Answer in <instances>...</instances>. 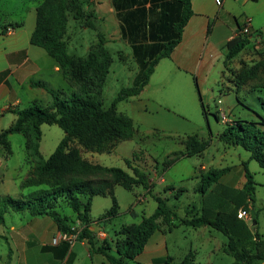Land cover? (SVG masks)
Returning <instances> with one entry per match:
<instances>
[{"label":"trees","instance_id":"trees-1","mask_svg":"<svg viewBox=\"0 0 264 264\" xmlns=\"http://www.w3.org/2000/svg\"><path fill=\"white\" fill-rule=\"evenodd\" d=\"M113 4L118 12L122 36L132 48L139 71L133 85L123 87L108 107L104 106L103 92L114 57L106 46L104 35L99 33L98 41L86 55H74L68 51L66 33L69 17L72 15L74 19L79 20L92 14V11H86L85 0H43L38 5L31 43L45 49L59 62L64 77L74 90L68 97H63L61 90L48 88L43 81L32 80V85L48 89L52 102L48 106L34 103L25 108L13 109L17 118L1 131L0 144L10 153L12 149L9 135H25L26 148L35 161V166L23 186L40 188L23 197L1 195L0 224L5 222V213L9 210L28 211L33 216L47 215L52 217L59 231L77 233V240L87 239L88 243L94 246L95 232L90 229L95 222L90 214L94 196L110 195L112 199L110 208L98 218L102 223L111 221L120 213L115 194L116 184H121L128 190L143 185L148 192L151 191L148 174L132 166L130 161L128 162L133 173L121 167L94 163L84 157L82 149L111 152L120 141L135 137L133 119L120 113L117 105L122 100L138 95L149 82L160 59L171 55L182 38L184 26L193 14L192 3L191 0H113ZM248 44L249 38L241 33L228 41L226 65L228 66ZM256 68L263 71L261 87L264 88V57L255 70ZM202 110L207 116L205 105ZM214 115L219 119L218 112ZM43 124H56L65 132V136L48 158H44L40 151ZM261 125H264V119L259 122L234 119L219 134V138L229 145L243 147L250 152V159L257 160L264 168V129ZM76 139L80 145L73 144ZM211 141V137L204 139L198 134L189 135L184 142L185 149L172 160L167 159L165 169L181 158L203 153L211 145ZM242 165L246 181L241 189H236L238 191L219 184V179L231 169L230 166L210 167L201 173L198 190L205 195V200L218 190L222 196L216 198V203L221 204V207L225 203L224 195L230 196L231 191L239 194V197H230V201L234 202L231 209H210L205 203L198 215L184 218L177 224L174 221L177 214L168 203V198L157 195V207L152 214L144 216L138 223L123 227L124 237L117 244L118 256L110 254L107 251L109 247L105 244L94 247V250L103 253L111 264H129L127 259L136 260L157 230L171 231L179 225L211 226L228 236L225 251L234 257L233 264H256L264 260V238L258 230L253 233L254 248L239 244L240 240L249 238V226L238 218L237 211L241 206L250 210L249 205L254 202L256 188L255 177L248 168L247 161ZM60 199H65L77 213L80 229L72 228L68 216L57 210ZM254 220L256 223L253 226H257L258 221L253 217L252 222ZM64 243L67 246L62 253L69 248V243ZM154 264L197 262L194 252L190 250L179 261L168 255L165 259H155Z\"/></svg>","mask_w":264,"mask_h":264},{"label":"rangeland","instance_id":"rangeland-1","mask_svg":"<svg viewBox=\"0 0 264 264\" xmlns=\"http://www.w3.org/2000/svg\"><path fill=\"white\" fill-rule=\"evenodd\" d=\"M0 9L4 10L0 12V23L22 19V13L19 12L20 10L17 9L12 0H1ZM14 9H17V12L10 13ZM91 20L90 15L88 18L77 20V25L82 26V28L90 26ZM92 34L93 31L89 29L87 35L91 37ZM79 35L80 32L74 35L73 41L75 43L79 42V37H81ZM108 48L112 52L114 60L104 86L105 107L111 105L123 87L133 85L136 73L139 71V66L132 56L130 45L114 43ZM68 51L76 55L85 54V51L79 46L74 49L70 45ZM257 53L259 51L254 50L252 55ZM263 57L259 59L256 57L240 58L237 60V65L233 64L232 61L230 62L227 69H224V74L220 76L219 84L214 85V91L208 90L204 95L207 117L203 114L202 108L197 107L194 110L187 101L181 102L182 95H178L176 97L179 100H170L164 109L156 111L155 117L165 119L168 121V125L155 124L153 119L143 123L135 120L139 133L132 139L120 141L113 151L101 153L82 149L84 157L94 163L121 167L133 173L128 162L130 161L132 166H135L133 164L135 162L139 167L153 166L161 171L165 169L167 159L172 160L183 151L181 150L182 143L185 141L182 140V137L192 134L196 130L195 132L203 137L212 138L211 146L203 156L188 158L175 167L165 169L166 183L163 185L157 183L153 191L148 192L143 185L128 190L121 184H116L115 194L120 205V213L111 221L102 223L98 221V218L110 208L111 196H94L90 212L93 221H95L92 226L96 227L94 246L81 240H76L73 246L68 241H62L61 246L53 245V237L58 234V231L52 217H47V215L33 216L28 211L15 212L9 210L5 213V222L0 224V233L2 234L0 236V264H111L106 256L94 250V247L105 244L109 247L107 251L110 254L118 256L117 244L124 237L123 227L130 223H138L144 216L152 214L157 207L155 199L157 195L168 197V203L177 214L174 218L177 224L184 218H192L196 214L198 215L205 203L210 209H231L234 202L230 201V197H239V194L235 192L238 191L236 190L238 188H234L235 191H231L230 196L224 195L226 197L224 199L222 197L225 203L220 207L221 204L217 205L216 203V198L222 196L218 190L213 193L217 196L211 195L208 200H205V195L198 190L201 173L210 167L226 166H231L233 172L238 173L243 168L244 161H247L248 168L254 174L256 181L254 202L249 205L251 209L249 211L252 219L253 217L256 218L258 224L253 226V222H246L249 226L247 230L249 238L240 240L239 244L254 248L253 233L255 230H258L264 238V168L260 166L257 160L249 159L250 153L246 149L241 146L234 147L226 144L218 136L234 119H243L249 122H259L264 119V88L261 87L263 71L260 68L255 70L256 65ZM252 71L256 72L253 73ZM63 86L65 89H62L61 86L58 88L62 91L63 97H68L74 88L66 84ZM69 90L71 91L68 92ZM127 103L126 99L120 101L118 109L130 114V111L127 110ZM37 104L47 106V103L43 101ZM219 106L228 114L226 123L223 122L221 116L217 119L214 115ZM217 112L219 113V110ZM186 118L194 124L188 122ZM261 126L264 129V125ZM42 131L40 151L44 158H48L65 136V132L56 124H44ZM23 139V134H17L13 138L14 154L10 158V165H16L25 160ZM73 144L80 145V142L76 139ZM221 152L223 157L220 155ZM194 161L198 166L206 165L205 169H200L198 177L195 175V169L192 166ZM15 183L12 182L13 187L10 191V195L14 197H23L28 191L37 189L34 186L23 189L17 182ZM165 184H170V186L164 188ZM57 210L62 215L68 216L72 228L77 230L81 228L77 213L67 204L65 199L58 201ZM17 229L25 230L18 231ZM104 230L107 237L106 240H101L97 237V233ZM40 232L43 233L42 237H39ZM163 232H165V238L159 249L146 250L141 260L127 259V262L138 264L140 261L141 264H153L151 261L149 262L151 258L162 256L165 259L168 255L173 256L175 261H179L190 250L194 252L197 264H233L234 262V257L225 251L229 241L228 236L211 226L179 225L171 231L162 230ZM156 235L158 237L161 234L157 231ZM64 242L69 243V248H66V252L62 253L67 246ZM256 264H264V260L256 262Z\"/></svg>","mask_w":264,"mask_h":264},{"label":"crops","instance_id":"crops-1","mask_svg":"<svg viewBox=\"0 0 264 264\" xmlns=\"http://www.w3.org/2000/svg\"><path fill=\"white\" fill-rule=\"evenodd\" d=\"M12 1L22 13V19L0 23V133L16 120L17 114L13 109L25 108L41 101L47 103L48 106L52 102V96L48 89L32 85V80L43 81L48 88L57 90L60 86L65 89L63 84L71 86L64 77L59 62L50 56L45 49L31 43V35L36 26L37 7L43 0ZM191 3L193 14L184 26L180 42L169 57L160 59L144 89L138 95L126 99L128 102V109L127 107L126 109L130 111V114L118 109L120 113H124L133 119L135 128V120L143 123L153 119L155 124L168 125V121L161 117H155V114L157 110L164 109V106L168 105V101L179 100L176 97L178 95H182L181 102L187 101L194 110L197 107L203 109L205 93L208 90L214 91V85L219 84L220 76L224 74V69H227L226 45L228 41L240 34V30L247 19L250 20L253 33L247 36L249 44L232 62L237 65V60L240 58L256 57L259 59L264 56V0H191ZM17 9L10 13H16ZM85 9L87 12L92 11V26L82 28V26L77 25V20L70 16L66 33V39L69 38L68 48L70 45L74 49L79 46L85 51L83 55H86L91 46L98 41L99 33L106 38L107 47L114 43L130 45L122 36L120 20L113 0H85ZM1 11L4 10L0 9ZM8 28L12 29L8 30ZM89 29L93 31L91 37L87 35ZM77 32H80L79 36L81 37H79V42L75 43L73 40ZM257 34L260 38L258 40ZM254 50L259 51V53L252 55ZM220 109L223 108L219 106L215 112ZM187 121L194 124L188 119ZM195 131L192 134H198L201 138L207 139ZM138 133L136 128L135 136ZM17 134L22 133L9 135L12 149L10 153L0 144V196L10 195L13 187L12 182L14 184L17 182L23 189L33 187L23 186V182L32 174L35 166V161L26 148L24 134L23 152L25 160L16 165L9 164L10 158L14 154L12 141ZM192 134L182 137V140L185 141ZM182 145L181 150H184L185 143L183 142ZM207 149L201 154L181 158L170 168L188 158L203 156ZM220 155L223 157L222 152ZM133 164L135 167H139L137 163L134 162ZM192 166L196 176L200 173V169L206 168L205 164L198 166L195 161ZM142 167L139 168L148 174L152 191L157 183L162 185L166 183L165 169L160 171L159 168L153 166ZM223 176L219 179V184L225 187L241 189L246 181L243 168L238 173H234L231 167ZM167 186L170 184H165L163 187L166 188ZM56 229L59 231L57 226ZM90 229L95 232L96 227L91 225ZM17 230L24 231L25 229ZM157 231L161 234L158 237H156ZM157 231L149 239L144 251L136 258L137 261L141 260L146 250L153 251L162 246L165 232ZM30 232L33 235L31 230ZM42 236L43 233L40 232L39 237ZM82 242L87 243L88 241L85 239ZM61 244L56 246H61ZM157 258H162V256L151 258L149 262L154 264V260ZM138 264H141L140 261Z\"/></svg>","mask_w":264,"mask_h":264},{"label":"built area","instance_id":"built-area-1","mask_svg":"<svg viewBox=\"0 0 264 264\" xmlns=\"http://www.w3.org/2000/svg\"><path fill=\"white\" fill-rule=\"evenodd\" d=\"M11 29L12 28H8V30H11ZM240 33L246 36L252 35L253 31H252V26H251L249 19L245 21L243 27L240 30ZM256 37H257V40L260 39L258 34L256 35ZM219 116L222 117L223 122L226 123L228 121V114L224 112L222 109L219 110ZM237 216L238 218L245 220V222H250V221L252 222L250 211L247 210L243 206L238 208ZM97 237L101 240H104L107 237V234L105 231H100L97 233ZM76 240H77V233L58 231V234L53 237L52 244L58 245L62 241H68L73 245Z\"/></svg>","mask_w":264,"mask_h":264},{"label":"water","instance_id":"water-1","mask_svg":"<svg viewBox=\"0 0 264 264\" xmlns=\"http://www.w3.org/2000/svg\"><path fill=\"white\" fill-rule=\"evenodd\" d=\"M255 223H256V220L253 221V224H255Z\"/></svg>","mask_w":264,"mask_h":264}]
</instances>
